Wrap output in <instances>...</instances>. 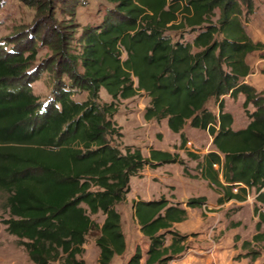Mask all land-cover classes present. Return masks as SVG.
Instances as JSON below:
<instances>
[{"label":"trees","instance_id":"1","mask_svg":"<svg viewBox=\"0 0 264 264\" xmlns=\"http://www.w3.org/2000/svg\"><path fill=\"white\" fill-rule=\"evenodd\" d=\"M105 1L113 7L101 23L80 28L59 21L60 0H21L36 12L30 46L0 47V191L8 195L7 232L34 264H85L84 245L94 232L98 264L123 255L126 241L116 206L126 202L131 179L147 166L168 164L184 166L187 174L177 153L151 149L145 158L138 147L113 143L122 136L114 121L120 102L145 94L150 101L144 119L167 121L182 145L187 125L212 136L216 152L189 156L199 160L202 177L222 189L219 205L245 201L255 190L257 233L242 247L264 242V98L245 83L249 55L263 48L247 33L254 0ZM79 30L81 51L75 54L70 47ZM38 41L49 46L56 62L44 60L27 72ZM43 71L54 74L55 86L48 102L39 105L31 85ZM102 89L111 103H100ZM78 91L88 92V100L75 101ZM241 94L250 123L234 131L224 98ZM214 101L217 114L209 107ZM206 204L205 197L190 198L186 207ZM182 205L165 196L134 201L135 218L149 241L146 264H169L189 248V236L174 231L188 219ZM100 213L102 225L91 217ZM141 259L138 248L129 264Z\"/></svg>","mask_w":264,"mask_h":264},{"label":"rangeland","instance_id":"2","mask_svg":"<svg viewBox=\"0 0 264 264\" xmlns=\"http://www.w3.org/2000/svg\"><path fill=\"white\" fill-rule=\"evenodd\" d=\"M60 2L58 5L60 7V10L58 9L59 21H63L64 24L72 22L80 28L87 25L96 26L100 24L108 8L113 7L112 4L105 0H60ZM254 4L255 11L249 17L247 27L249 26L251 31L256 30L258 32V30H261L262 22L264 23V0H254ZM35 15V9L27 6L21 0H5L0 7V47H4L6 51H23L28 45L26 42L30 33L28 31L35 21ZM80 34L81 30L76 36V41L72 42L70 47L72 53L78 54L81 51V46L78 42ZM171 35L174 34L171 33ZM36 44L37 56L30 64L27 72H33L36 67L43 64L44 60H47L49 64L53 61L54 64L57 59L55 56H51L53 53L48 45H41L39 41ZM28 54L25 53L26 56ZM248 59L258 65L259 72L264 78V61L258 60L256 55H252ZM259 65H263V68L260 69ZM41 69L43 68L40 67L38 71ZM77 70L82 71L79 65ZM38 74V80L34 81L31 86L34 94L39 99V105H41L42 103H47L48 99L52 97L55 80L54 74L48 71L38 72ZM66 82L69 83V80L67 79ZM263 82L262 79L259 80V84ZM88 96V92L78 91L74 94L73 99L78 102H84L88 100ZM149 101L145 94H139L132 100L120 102L114 121L122 136L116 137L113 143L121 149L127 146L139 147L147 158L149 157V151L155 148L177 153L185 162L187 174H184V166L179 164L166 165L157 169H145V176L131 179V190L128 194L129 205H132L133 201L138 198L143 200H159L162 196L169 198L168 196L172 192L175 194L176 200L179 202L183 201L184 190H186L183 179L184 174L190 179V183L196 185L199 194H205L206 200L213 202L218 207V209H211L212 212L219 213L218 223L214 231H220L218 235L216 234V237H222L225 233L233 232L237 236L235 242H239L242 245L244 242H251L253 236L257 233L255 225L258 221V217L255 215L257 206L255 190L249 193L245 203H237L231 200L220 207L217 200L219 195H223L222 189L211 185L205 180L198 167L199 160L189 156L190 153L203 157L212 151H216L212 136L207 132L190 128L187 125L184 131L186 144L182 145L181 136L172 133L168 129L166 121L164 123H149L144 119L143 113L148 107ZM224 101L225 112L231 113L235 118L233 130L239 131L246 128L250 119L242 101L232 99L229 96H226ZM111 102V97L102 89L100 92V103L109 104ZM209 107L217 114L218 105L215 101ZM234 191L236 192V190ZM7 198L8 195L0 191V264H34L30 261L25 248L18 245V239L7 232L5 221L10 217L6 208ZM91 217L100 225L103 223L104 216L101 213L94 216L91 215ZM262 232H264V225ZM95 236L96 233L94 232L87 237L86 246L88 250L90 249V244L95 241ZM242 249V252L257 253L256 258L259 257L261 263H264V242H252L251 246L246 249L242 247ZM86 256L87 261H89L88 264H92L94 261L92 252H85L82 258Z\"/></svg>","mask_w":264,"mask_h":264},{"label":"crops","instance_id":"3","mask_svg":"<svg viewBox=\"0 0 264 264\" xmlns=\"http://www.w3.org/2000/svg\"><path fill=\"white\" fill-rule=\"evenodd\" d=\"M260 29L261 30L260 31L258 30L257 32L256 30L251 31L249 26L247 27V33L252 38V40L255 43H261L263 45V48L261 50L249 55V57L252 55H256L258 60L261 59L260 61L263 62L264 61V23L263 22ZM247 61L251 67V74L248 77H246L245 83L253 87L258 93L260 94L262 93L261 95L264 98V82L262 84H259V80L262 79L264 81V78L259 72L258 65L252 63L250 59H247ZM263 65H259L260 69L263 68L262 67ZM237 99L238 101L241 100L242 104H244L246 100L245 96L242 94L239 95ZM250 106L251 107L250 109H248V111L250 113H253L256 110V108L253 105ZM233 119H234V123H233L234 125L235 124L234 116ZM162 123H164V121ZM249 123L250 121L248 122L247 126L249 125ZM166 125H167V121H166ZM175 135L178 136L179 134H175ZM156 150L168 151L165 149H156ZM212 152H216V151H212ZM168 165H175V164H168ZM159 167L162 166H158V167L147 166L136 177L145 176L144 173L145 169H152V168L157 169ZM184 174H183V179L186 190H184L185 194L183 196L184 197L183 201L179 202L178 200H176L175 194L173 192L169 194L168 196L169 198L167 199L174 204L182 203L183 204L182 206L185 207L188 211V219L182 223L175 224L174 231H176L180 235L189 236L187 240V245L189 248L187 249V251L182 253L180 257L173 258V260L169 264H263L261 263L259 257L253 259L252 256H246L248 252L246 251L242 252L243 250L242 244H240L239 242H235V240L237 239L235 233L233 232L225 233L222 237H216V234L218 235L220 231V230L214 231L215 226L218 223L219 213L212 212L211 210L212 208L218 209V207H216L213 204V202L207 201V204L203 208L186 207V202L188 199L205 197V194L204 195L199 194L197 192L198 188L196 187V185L190 183L191 182L190 179L186 177ZM220 197L221 195L218 196V199ZM135 201L149 202L153 200H143L138 198ZM232 201H235L237 203L246 202V200L245 201L232 200ZM226 203L221 204L220 207L224 206ZM116 210L121 215L122 229L126 241V251L121 256H115L111 264H129L131 258L133 257V255L135 254L138 248H140L142 252V259L140 264H146L148 259L147 251L149 248V241L141 232L140 226L138 225L134 215L133 204L129 205L128 196L126 202L116 206ZM104 220L105 217L103 219V222ZM171 242H172V236H169L166 240V245H170ZM84 249L86 253H89L90 251L92 252L94 259L92 264H98V260L100 257V249L96 246L95 241H93V243L90 244L89 250L86 244L84 245ZM83 260L85 261V264H88L89 261H87V256L84 257Z\"/></svg>","mask_w":264,"mask_h":264},{"label":"built area","instance_id":"4","mask_svg":"<svg viewBox=\"0 0 264 264\" xmlns=\"http://www.w3.org/2000/svg\"><path fill=\"white\" fill-rule=\"evenodd\" d=\"M216 168H218V166H216ZM236 192H237V190H236Z\"/></svg>","mask_w":264,"mask_h":264}]
</instances>
